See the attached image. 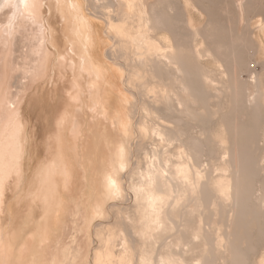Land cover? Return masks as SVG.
Returning a JSON list of instances; mask_svg holds the SVG:
<instances>
[{
  "label": "rangeland",
  "instance_id": "obj_1",
  "mask_svg": "<svg viewBox=\"0 0 264 264\" xmlns=\"http://www.w3.org/2000/svg\"><path fill=\"white\" fill-rule=\"evenodd\" d=\"M170 1L172 9L164 7L168 11L164 10L172 15V36L165 29L158 30L159 45L167 47L172 42V50L177 55L182 52L183 59L179 58L186 68L190 65L187 69L193 73L194 84L202 81L199 74L194 75L202 70V75L213 78L212 85L201 82L197 87L195 84L201 91H198L202 94L201 101L198 96L195 101L185 102L189 99L187 91L180 89L166 74L165 77L164 74L158 77L148 73L149 65L143 67L142 76L134 75L129 43L125 39L120 41L113 31L107 32L102 19L94 17L99 22V33L109 41L101 43L102 48L95 58L101 68L104 64L112 65L116 69V77L119 76L108 102L105 100L108 116L97 120L92 111L100 102L101 95L95 91L91 98L93 91L90 92L89 85L83 80V89L78 85L84 71L82 65H77L79 70L76 71L60 65L62 54L70 51H67L70 46L61 32L60 20L54 19L46 6L43 21L49 33L51 58L43 69L44 73L40 72L34 80L20 74V70L33 59L29 38H26L31 30L19 28L20 33L19 30L16 32L11 53L7 49L2 55L4 60L13 63L14 70L0 93V113L2 108L8 111L0 123V138L4 135L3 125L7 128L9 125L6 124L12 120L19 121L22 152L17 167L0 184V264H139V241L131 232L132 205L127 201L123 182L128 189L136 166L139 162L145 165V154L155 153L156 146L167 148L171 154L184 149L193 161L192 156L196 155L192 151L196 145H193V138L203 148L198 155L204 176L198 187L200 198L196 202L195 213L182 216L188 208L194 207L185 198L180 206V210L184 209L174 215L180 223H185L187 219L191 228L199 227L203 238L194 240L189 247L186 245V251L183 247H172V250L183 259L187 258L185 261L188 260V264L200 261L233 264L235 257L242 260L240 264H264V0ZM99 2L103 5L102 11L108 9L105 0ZM81 5L82 13L91 17L87 10L93 12V9L88 1L83 0ZM1 18L5 16L2 14ZM192 25L199 33L192 31ZM11 27L9 25V30ZM5 31H0V48H7L3 39ZM111 35L117 39H111ZM120 42H126L127 46L122 57V63H128L130 67V74L128 72L127 75L124 68L111 58L110 61L105 58L106 51ZM197 49L202 51V58L194 53ZM175 64L178 66V63ZM125 76L126 85L123 81ZM152 77L158 81H153ZM194 77H198L197 82ZM167 80L172 82H168L170 86L165 84ZM102 83H105L104 79ZM75 84L79 93L73 96L72 101L69 92ZM204 84L207 85L205 88L202 87ZM170 87L172 92L166 94V89L170 90ZM175 95L184 99L187 113L179 112L173 101ZM123 97L126 98L124 108L120 103ZM114 98L119 108L122 107V111H127L129 115L137 102L141 104V117L128 121L125 118L128 122L127 139L115 125L114 116H111L115 112L114 102L111 103ZM146 101L151 103L150 106L153 104L154 111L159 110L158 115L154 113L158 118L153 121L169 130V141L156 139L154 142L144 138L143 122L140 123L139 119H143L142 105ZM9 116H13L12 120L5 123ZM110 118L112 123L108 121ZM178 133L181 139L175 136ZM118 135L121 141L134 140V160L132 163L126 158L128 174L122 183L117 174L120 190L111 198L105 188L104 172L108 171L110 163L117 165V150L121 142ZM184 145L187 148H183ZM223 151L228 156L222 160L220 155ZM233 156L241 161V169L239 167L237 173L233 170ZM169 162H172V156ZM54 211H58L56 220L53 219ZM172 234L174 240L173 231ZM157 250L158 246L155 252Z\"/></svg>",
  "mask_w": 264,
  "mask_h": 264
},
{
  "label": "bare ground",
  "instance_id": "obj_2",
  "mask_svg": "<svg viewBox=\"0 0 264 264\" xmlns=\"http://www.w3.org/2000/svg\"><path fill=\"white\" fill-rule=\"evenodd\" d=\"M87 1H88V4L93 9V12L89 11V9L87 10V12L91 14V17H87L82 13L83 8L81 4L83 0H3V1L1 0L0 2V31L6 30L5 31L6 35L3 36V39H4V46H6L7 48H3V47L0 48V93L3 91V86H5L8 80L12 77L13 75L12 71L14 70V66H11L13 63L11 64L7 60H4V56L2 57V55L7 52V49L11 53V44L13 43V40L16 37V32L19 30L18 33H20L21 31L19 28L26 29V31L31 30L30 35L26 38H29V48L31 49L30 55L33 58L30 64H28L25 68H22L20 70L21 72L20 74L23 73L26 76H29L30 78L34 80V78L38 76L40 72L44 73L43 69L44 67L48 65L49 59L51 58L50 57L51 53L49 51V46H48V42H49L48 34L49 33L46 27V23H44L43 21V13L46 9V6L48 7L47 10H49V12L53 16H55L54 19L60 20L61 32L65 36L70 46L68 47V50H67L69 51L70 49L69 51L70 55H68L69 52H67V54L64 52V54H62L61 57L59 55V57L61 58L60 59L61 67L65 68L66 66H69L71 70L76 71V70H79V69H76L77 68L76 66L77 65L80 66L81 64L84 71L82 73L83 75L81 76V79L78 80V85H80V87L81 85L83 86L81 82L82 80L85 81V84L89 85V88L91 89L90 92L93 91L92 92L93 94L90 95L91 98L94 97L95 91L96 93L100 92V95H101L100 96L101 98L99 100L100 102L96 104L97 106L92 111V115L95 118H97V120L98 118L101 119V118H106L108 116L105 111V109L107 108L105 105L106 104L105 100H107L108 102L110 93H112V89L117 84L115 80L119 76L116 77L117 72H115L116 69L114 70L112 65L110 66L108 64L103 63L105 66L104 68H101L99 61H97L95 58L96 54L99 55V50L102 48L101 43L106 44L109 41L103 38L102 35L99 33V27H98L99 22H97V20L94 19V17L95 18L98 17L102 19V24L103 26L106 25L107 32L108 30L113 31L116 37H118L120 41L125 39V41L129 43V45L127 46L132 49V53H133L132 61L130 64L132 65L131 67L135 66L134 67L135 69H133V72L135 73L134 75L143 74L142 73L144 71L143 67H146L147 65H149L148 73H150L153 76L161 77V75L163 76L164 74V77H165V74L166 76L168 75V77L173 79L175 84L178 85L180 89L187 91L188 95H186V97L188 96L187 98L189 99H186L185 102H187L188 100L195 101L198 96H199L198 100L201 98L200 95L202 94H199L198 91L200 90H197L198 89L197 87L198 85L200 86L201 82L203 83L205 82L207 85L213 84L212 83L213 78L210 79L209 76H207V74L205 75L204 73H203L204 75H202V72H203L202 70V72H200L201 75L199 72L194 74L196 76L199 74L198 77L202 79V81L200 80V84H198L199 82L195 83L197 84V87H196L193 81L194 79L192 77L193 73L191 72L192 73L191 74L189 69H187L189 68L190 65L186 68L184 65L185 63L182 64L181 62V59H183L181 55L182 52H180L181 49L177 46L180 49L178 51L177 50L178 48L176 47L177 52L181 53L177 55L172 50V46H173L172 42H171V45L167 47H161L159 45V38L156 35V32L158 30L165 29L167 30L169 35L172 36V15L170 13L167 14L166 11L168 10L165 9V8L169 10L172 9V2L170 0H105L106 7L108 8L105 11H102L101 6L103 5L102 3L99 5L100 3L99 0H86V2ZM2 14L3 16H5V18H1ZM8 14L9 16H7ZM189 23L190 25L192 24L191 20H189ZM9 25L10 26L12 25L11 30H9L10 28H8ZM258 25L256 26L258 27ZM6 27L8 30L6 29ZM197 30L198 29L195 26L192 27V31L195 34L199 33V31ZM112 36L113 35H111V39L113 38L114 40L117 39L116 37L114 36L112 37ZM126 42H123V43L120 42L118 46L115 44L114 46L109 48L105 53V58L107 60L111 58L112 59V60L110 59L111 61L117 63L122 68H124L125 74L126 73L128 74V72L130 74V70H128L130 67L127 65L128 63L127 64L124 62L122 63V57L125 54V50L127 48ZM64 51L66 50L64 49ZM201 52L202 51L197 49L196 52L194 53L198 54V57H199ZM179 56H181V59L179 58ZM175 63H178V66H176ZM195 68H198V67H195ZM198 77L197 78L194 77L196 79L195 82H197ZM145 78H143V80ZM102 79H104L105 83H102ZM154 79L156 80V77H154ZM158 79H161V78H158ZM123 81H124V85L128 84L126 76ZM168 82H171V81L167 80V83L165 84H168L170 86ZM160 83L162 85L163 81H161ZM105 84H107V86ZM206 84H204V86L202 85V87L205 88ZM75 86L76 84L72 85L73 89L71 92H69L70 93L69 99L71 98L72 101H74L73 96L74 95L76 96L77 93H79V90H76ZM99 86H102V87L99 88ZM164 87L162 88L163 90L165 89ZM212 87L209 86L208 88H212ZM81 88L83 89V87ZM212 89H215V87ZM166 90H167L165 91L166 94L167 92H170V91L172 92L171 87H170V90L168 88ZM113 96H115V94H113ZM175 96L176 98L173 101H174V104H176L179 112L187 113L188 107H187V104L183 103L184 99L179 97L178 95H175ZM163 99H164L163 101H165V98ZM111 100H113V98ZM151 101L153 100L151 99ZM199 101H201V99ZM139 102H137V105L135 104V107L132 108V112L130 115L127 113V111L126 112H123L124 110L122 111V109L124 108L123 106L126 105L125 97L120 99V103H122L121 106L123 108L122 107L119 108V106L117 105L115 101V98H114V101L111 102L113 103V106L115 107V112H113L111 116H114L115 125H117V127H119L122 130V134L124 137H126V126L128 125L127 124L128 119H131V118L137 119L138 116L141 117L140 115V113H142L140 109L141 104ZM150 104L151 103L147 104V101L146 103L143 102L142 106H144V111H143L144 116H143V119L141 118L139 119L140 123L143 122L144 138H148L149 140H152V141L156 139L162 142L169 141L171 139V134L169 130L158 126L157 123L155 124V122L157 121L155 122L153 121L155 118H158L156 115H158L157 113L159 112V110L158 112L154 111L153 104L151 105L152 107L150 106ZM159 106L160 104L158 105V107ZM164 106H166V104ZM79 108L80 107H78V111H79ZM1 110L2 111L0 113V123L5 113L8 112V111H4V108H2ZM10 115H13V114H10ZM12 117L9 116V118H7L8 121H5V123L9 122ZM112 118H110L111 120L108 119L110 123H112ZM125 118L127 119V121H125ZM9 123L6 124L7 126L9 125L7 128L5 125H3L5 129L2 126L4 130V133L3 132L2 133L4 135H2V137L0 138V184L2 183L1 180L3 181L4 177L9 175L13 168L17 167L18 161H19V158L22 152L21 151L22 143L20 140V136H21L20 135L21 133L20 123L19 121L15 119ZM180 135L181 134L178 133L175 136H177L178 139H181ZM118 138H119V141H121L120 136ZM126 139L125 141L119 142L120 144L117 150L118 156H116L118 158V161H117V158L115 160L117 161V165L114 166L112 165V163L110 164L108 163L109 164V166L107 167L108 171L104 172L105 188H106V191L110 193L111 198L113 197V195H115L120 190L119 189L120 185L116 177L117 174L119 173L120 175L118 177L121 183L125 180L128 174V172H126L127 171L126 170V165H127L126 158L131 160L130 162L132 163L134 160L133 159L134 140L128 141ZM192 142H193V145L196 144L195 147H192V151L196 154L192 156L193 161L190 159L191 158L190 155L187 153V151H184V149L171 154L167 148L159 149L156 146L155 148L157 151H155V153L153 154L150 153L149 155V153L147 152L145 154V158H147L146 164L141 165L139 162L138 165L136 166V172L133 173L134 175L131 178V183L129 184L128 189L127 187H125L124 182H123L122 187L124 186L125 188L124 190L126 192L127 201L131 202V205H132L131 209H132L133 217H132L131 232L134 235V239L139 241V249H140L139 264H188V260L185 261L187 258L183 259V257H180L178 253L172 250V247L174 248L183 247L182 249H184L186 248L185 247L186 245L188 246L194 240L198 241V240H201V238H203V232H201L199 227L191 228L187 219H185L186 221L185 223L183 222L180 223L176 220L175 215H174L176 211L182 212V210L184 209L183 208L182 210H180V206L182 204L181 201L183 199L186 198L192 204H194V207L192 206L190 210L189 208L187 209L188 212L186 211V213L185 212L183 214L181 213L182 216L185 217L186 215L191 214L196 209V202L200 198L198 197V194L200 193V190H199L200 188L198 187H199L201 178L204 176H203L202 168L200 167L201 164L198 160V155L201 154V151L203 148L201 147L200 144H198L194 140V138ZM182 145H183V142H182ZM183 148H187V147L184 145ZM233 150L235 151V149ZM227 154H226V151L221 152L220 158L222 160L225 159ZM171 156H172V162H169V160L171 159ZM231 160L233 162V170L235 173H237L236 171H238L239 167L241 166V161L239 158L237 157L235 158V156H233ZM109 161H110V158H109ZM51 183L53 182H50V184ZM48 188L49 186H47L46 189ZM44 189L42 191H44ZM52 190L50 189V191ZM45 193H47V191ZM45 193L44 195H46ZM49 193L51 194V192ZM236 193L237 192L235 191V195H234L235 205H237L236 201H238ZM187 196L189 197L187 198ZM224 196L225 198L228 197L226 193H224ZM47 197H49V195ZM58 202L61 203L60 201ZM58 205L59 204L57 203V206ZM57 212L56 211L53 212V219L57 215ZM56 219L57 218H55V220ZM172 231L176 237L174 240L171 237L173 235ZM167 234H169V236H165ZM169 237H171V239H168ZM228 239L229 238L227 237V240ZM225 243H229V242H225ZM225 245L224 247L226 248ZM157 246H158V250L157 252H155ZM184 251L186 250L184 249ZM233 255H237V254L233 253ZM182 256H184V254ZM202 258L204 259V257ZM241 262L242 260L240 258L235 257L232 259L233 264H240ZM189 263L191 262L189 261ZM198 264H206V262L200 261V263Z\"/></svg>",
  "mask_w": 264,
  "mask_h": 264
}]
</instances>
